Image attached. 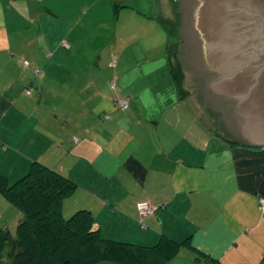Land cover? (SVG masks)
I'll use <instances>...</instances> for the list:
<instances>
[{
  "label": "crops",
  "instance_id": "0c3cea01",
  "mask_svg": "<svg viewBox=\"0 0 264 264\" xmlns=\"http://www.w3.org/2000/svg\"><path fill=\"white\" fill-rule=\"evenodd\" d=\"M153 1L0 0V174L13 182L32 161L59 172L75 184L66 205L104 238L187 239L168 264H259L264 145L223 138L189 101L167 37L175 0ZM20 218L0 196V226Z\"/></svg>",
  "mask_w": 264,
  "mask_h": 264
},
{
  "label": "water",
  "instance_id": "95a60500",
  "mask_svg": "<svg viewBox=\"0 0 264 264\" xmlns=\"http://www.w3.org/2000/svg\"><path fill=\"white\" fill-rule=\"evenodd\" d=\"M182 87L221 136L264 145V0H177Z\"/></svg>",
  "mask_w": 264,
  "mask_h": 264
},
{
  "label": "trees",
  "instance_id": "16d2710c",
  "mask_svg": "<svg viewBox=\"0 0 264 264\" xmlns=\"http://www.w3.org/2000/svg\"><path fill=\"white\" fill-rule=\"evenodd\" d=\"M126 5L114 2V11ZM175 5L180 19L177 0ZM74 188L72 181L38 161L13 182L0 174V196L21 215L13 234L0 226V264H168L187 242L163 234L149 246L104 238L93 226L89 210L62 213V199Z\"/></svg>",
  "mask_w": 264,
  "mask_h": 264
},
{
  "label": "rangeland",
  "instance_id": "374dc122",
  "mask_svg": "<svg viewBox=\"0 0 264 264\" xmlns=\"http://www.w3.org/2000/svg\"><path fill=\"white\" fill-rule=\"evenodd\" d=\"M127 0H124V2H126ZM168 2H170L171 3V1L172 0H167ZM127 4H128V6H131V5H133L137 10H143L144 8H145V10L147 9L146 7H148L149 6V4L151 3V7H152V5L154 6H156V3L157 2H155V1H153V0H128V2H126ZM150 7V8H151ZM167 21L168 22H173V20H168L167 19ZM179 21H180V19H179ZM179 23L180 22H178V25H179ZM171 24V23H170ZM167 27L168 28H170L171 27V30H172V33H170L169 35H167V37H168V43H169V45H171V47L173 46V44H175L174 45V47H176V45H177V38H179V35L178 36H175V30H176V32H178V28H179V26H177V27H173V26H170V25H167ZM137 32H139V29L136 27V29H135V33H137ZM140 34H141V31H140ZM136 47V42L134 43H132V48H135ZM171 47H169V50H170V48ZM173 47V48H174ZM67 198V197H66ZM66 198H63L62 199V203H61V209H62V213L65 215V216H68L70 213H72L74 210L72 209V208H70L69 206H67L66 204H68V203H70L71 202V199L70 200H68V199H66ZM16 224V223H15ZM14 224V226H12L11 228H10V233H14V231H15V227H16V225Z\"/></svg>",
  "mask_w": 264,
  "mask_h": 264
},
{
  "label": "built area",
  "instance_id": "2783aa9c",
  "mask_svg": "<svg viewBox=\"0 0 264 264\" xmlns=\"http://www.w3.org/2000/svg\"><path fill=\"white\" fill-rule=\"evenodd\" d=\"M21 64H22V67H25L26 61L22 60ZM32 72L35 76H38L41 74V72L37 68H34L32 70ZM109 88L111 90L114 88V84L112 82L109 83ZM29 91H30V87H27L25 92L29 93ZM127 105H128V103H127L126 97H122V98L117 99V106L121 110H125L127 108ZM73 141H76V138H73ZM135 208H136L139 216H143V215L151 214L153 212V210L155 209V206L148 204L146 202V200H140V201L136 202ZM257 209L261 212H264V196L263 195H258V197H257Z\"/></svg>",
  "mask_w": 264,
  "mask_h": 264
},
{
  "label": "flooded vegetation",
  "instance_id": "af4514ba",
  "mask_svg": "<svg viewBox=\"0 0 264 264\" xmlns=\"http://www.w3.org/2000/svg\"><path fill=\"white\" fill-rule=\"evenodd\" d=\"M179 41H180V38H179V40H178V44H179Z\"/></svg>",
  "mask_w": 264,
  "mask_h": 264
}]
</instances>
